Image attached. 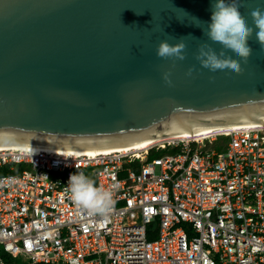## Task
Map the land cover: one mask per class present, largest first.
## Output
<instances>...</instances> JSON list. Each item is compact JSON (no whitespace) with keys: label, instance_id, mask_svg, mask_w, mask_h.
<instances>
[{"label":"built area","instance_id":"2783aa9c","mask_svg":"<svg viewBox=\"0 0 264 264\" xmlns=\"http://www.w3.org/2000/svg\"><path fill=\"white\" fill-rule=\"evenodd\" d=\"M13 164L24 168L0 175V264H264V121L132 150L0 151ZM78 171L112 191L106 219L69 198Z\"/></svg>","mask_w":264,"mask_h":264},{"label":"water","instance_id":"95a60500","mask_svg":"<svg viewBox=\"0 0 264 264\" xmlns=\"http://www.w3.org/2000/svg\"><path fill=\"white\" fill-rule=\"evenodd\" d=\"M212 3L0 0V136L96 141L264 107V48L255 35L247 64L227 53L243 74L211 72L195 58L200 43H212L203 30ZM256 7L264 10V0H240L249 25ZM183 37L184 60L157 56L160 41Z\"/></svg>","mask_w":264,"mask_h":264},{"label":"clouds","instance_id":"9594fccd","mask_svg":"<svg viewBox=\"0 0 264 264\" xmlns=\"http://www.w3.org/2000/svg\"><path fill=\"white\" fill-rule=\"evenodd\" d=\"M180 11L189 16L183 9ZM250 16L254 27L249 25L247 18L241 13L240 0H214L211 22L207 24L206 30L203 29L212 43H200L195 56L203 68L211 72L229 70L238 75L243 74L244 68L240 61L227 53L229 51L234 53L247 64L253 54L249 44L253 35L264 48V10L259 7L252 8ZM193 21L198 27L203 24L196 17H193ZM189 37H183L175 44L169 43L168 40L160 41L156 49L157 56L161 59L184 60ZM212 44L221 45V50L217 52ZM192 71L190 68L187 75L191 76ZM163 78L167 84H172L170 72L164 73ZM66 191L77 208L84 209L89 214L100 215L106 219L112 211L114 204L112 191L103 186L98 187L95 180L82 171L69 176Z\"/></svg>","mask_w":264,"mask_h":264},{"label":"bare ground","instance_id":"6f19581e","mask_svg":"<svg viewBox=\"0 0 264 264\" xmlns=\"http://www.w3.org/2000/svg\"><path fill=\"white\" fill-rule=\"evenodd\" d=\"M200 119L202 120L181 119L175 125L153 133L146 132L126 137L85 142H69L14 135L0 136V151L16 147L30 148L32 150L46 148L90 152H109L118 149L132 150L177 137H187L207 129L260 123V121H264V107L249 109L246 112L240 113V115L231 116L229 114L227 118H220L218 121H215V118Z\"/></svg>","mask_w":264,"mask_h":264},{"label":"trees","instance_id":"16d2710c","mask_svg":"<svg viewBox=\"0 0 264 264\" xmlns=\"http://www.w3.org/2000/svg\"><path fill=\"white\" fill-rule=\"evenodd\" d=\"M176 151V148H173V147H168L167 149H163V150H160V151H153L151 153V157H154V156H159V155H165V154H169V153H172V152H175ZM159 154V155H158ZM15 170H11L10 169V165H2L0 166V175H4L6 174L7 172L8 173H12L14 172ZM7 173V174H8Z\"/></svg>","mask_w":264,"mask_h":264},{"label":"rangeland","instance_id":"374dc122","mask_svg":"<svg viewBox=\"0 0 264 264\" xmlns=\"http://www.w3.org/2000/svg\"><path fill=\"white\" fill-rule=\"evenodd\" d=\"M204 149H207V148H204ZM159 155V154H158ZM13 166H14V168H16V171H14V172H18V171H20L21 169H23L24 168V166L23 165H20V164H13ZM8 173V172H7ZM6 173V174H7Z\"/></svg>","mask_w":264,"mask_h":264}]
</instances>
